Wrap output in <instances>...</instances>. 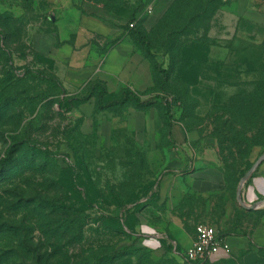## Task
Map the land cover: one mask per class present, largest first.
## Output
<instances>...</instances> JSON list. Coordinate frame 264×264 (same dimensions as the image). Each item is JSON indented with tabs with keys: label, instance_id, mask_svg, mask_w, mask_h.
<instances>
[{
	"label": "rangeland",
	"instance_id": "374dc122",
	"mask_svg": "<svg viewBox=\"0 0 264 264\" xmlns=\"http://www.w3.org/2000/svg\"><path fill=\"white\" fill-rule=\"evenodd\" d=\"M76 6L122 34L82 30L67 62L130 42L136 62L120 83L67 81L65 56L46 50L63 46L54 0H0V264H183L144 246L142 219H180L183 242L165 234L180 250L200 223L222 234L257 226L264 196L244 193L264 160L243 203L238 191L264 153V0ZM131 24L155 59L131 40ZM173 154L184 164L172 167ZM166 183L185 192L175 209L159 200Z\"/></svg>",
	"mask_w": 264,
	"mask_h": 264
},
{
	"label": "crops",
	"instance_id": "0c3cea01",
	"mask_svg": "<svg viewBox=\"0 0 264 264\" xmlns=\"http://www.w3.org/2000/svg\"><path fill=\"white\" fill-rule=\"evenodd\" d=\"M77 1L54 0L56 8L60 13L59 20L56 22L57 33L54 38L59 39L63 43V46L60 47L58 42H55V44H47L46 50L48 52L55 50L57 54L65 56L64 60H58L66 67L65 77L71 84L80 85L92 80L120 83L123 80L122 78L129 74V70L132 69L133 64L136 62L134 61V49L130 42L120 41L106 53L102 51V54L97 50H89L86 56L88 58L78 65L67 62L69 61L68 56L71 51L69 41L80 34L82 30L101 34L112 39L114 36H120L122 34V30L112 28L102 19L82 13L78 6H76ZM142 1L146 4L152 3L153 1H156L160 5L166 3V0ZM170 2L168 1V3ZM180 159L176 154H173L172 167L178 168L183 165L184 159ZM201 175V172L199 173L196 170L190 177H198ZM184 196L185 192L180 190V187L176 189L173 185L170 186V183H166L160 192L159 200L165 203L170 209H175L181 204ZM244 196L249 202H252L254 199L256 200V196H264V177L254 179L249 184ZM258 206L257 209H260ZM179 229H182L181 221L176 217L170 219L164 228L159 225H152L145 219H142V223L138 225V230L141 232V236H143L144 246L150 248L159 256L168 252L169 256L175 257L185 264L181 256L174 250V244L178 245V242L168 237L170 236L168 233L178 237L174 233V230ZM218 232L222 234L219 230ZM195 236L196 231L191 233L186 243H190ZM222 236L230 245V253L222 251L215 255L212 260L204 264H264V220H261L257 226L248 231L222 234ZM178 240L183 242L179 237Z\"/></svg>",
	"mask_w": 264,
	"mask_h": 264
},
{
	"label": "built area",
	"instance_id": "2783aa9c",
	"mask_svg": "<svg viewBox=\"0 0 264 264\" xmlns=\"http://www.w3.org/2000/svg\"><path fill=\"white\" fill-rule=\"evenodd\" d=\"M130 26L134 27V24ZM174 250L185 264H204L222 251L230 253L231 248L214 226L200 223L196 226V236L192 245L183 251L174 244Z\"/></svg>",
	"mask_w": 264,
	"mask_h": 264
},
{
	"label": "trees",
	"instance_id": "16d2710c",
	"mask_svg": "<svg viewBox=\"0 0 264 264\" xmlns=\"http://www.w3.org/2000/svg\"><path fill=\"white\" fill-rule=\"evenodd\" d=\"M128 29H129V35L132 38V40L136 44L143 47L147 57L151 58V59H155V54L153 53V45H152V42H151L148 34L142 28H139V27L137 28L135 26L134 27L128 26ZM154 66H155V68H158L157 63H155ZM104 93H105V90L102 89L101 94L99 96V101H98V104L100 107L102 105L101 101L103 99ZM123 95L126 98L132 99L133 101H135L137 103L140 102L139 96L131 90H125L123 92ZM41 262H43V259L41 257H38V263H41Z\"/></svg>",
	"mask_w": 264,
	"mask_h": 264
},
{
	"label": "water",
	"instance_id": "95a60500",
	"mask_svg": "<svg viewBox=\"0 0 264 264\" xmlns=\"http://www.w3.org/2000/svg\"><path fill=\"white\" fill-rule=\"evenodd\" d=\"M264 160V153L262 154V156L258 159V161L253 165V167L245 174V176L242 178L241 180V185H240V188H239V191H238V200L243 203V200H242V187L244 185V183L246 182V180L251 176V174L254 172V170L258 167L259 164H261V162ZM245 207H247L245 204H244ZM258 206V203L256 204H253L251 206V209H256Z\"/></svg>",
	"mask_w": 264,
	"mask_h": 264
}]
</instances>
